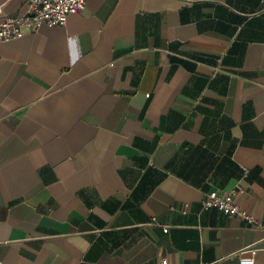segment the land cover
<instances>
[{"label": "crops", "instance_id": "obj_1", "mask_svg": "<svg viewBox=\"0 0 264 264\" xmlns=\"http://www.w3.org/2000/svg\"><path fill=\"white\" fill-rule=\"evenodd\" d=\"M24 2L0 0V18ZM230 189L256 223L202 208ZM252 255L264 264V0H86L0 42V264Z\"/></svg>", "mask_w": 264, "mask_h": 264}, {"label": "built area", "instance_id": "obj_2", "mask_svg": "<svg viewBox=\"0 0 264 264\" xmlns=\"http://www.w3.org/2000/svg\"><path fill=\"white\" fill-rule=\"evenodd\" d=\"M85 4L86 0H25L23 11L0 18V42L17 39L26 30L36 32L42 25L63 26L70 15L83 11ZM201 205L203 209L214 207L226 216H239L248 223H256L255 218L239 206L235 189L206 192ZM163 231H167V227ZM253 255L239 259L238 264H255ZM160 264H167L166 259H161Z\"/></svg>", "mask_w": 264, "mask_h": 264}]
</instances>
